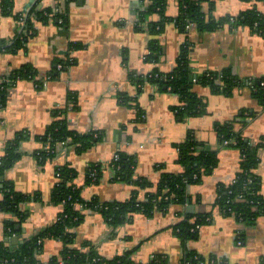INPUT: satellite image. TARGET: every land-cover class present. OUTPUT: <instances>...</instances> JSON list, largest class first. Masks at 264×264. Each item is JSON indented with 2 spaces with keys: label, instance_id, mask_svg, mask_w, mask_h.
Wrapping results in <instances>:
<instances>
[{
  "label": "crops",
  "instance_id": "crops-1",
  "mask_svg": "<svg viewBox=\"0 0 264 264\" xmlns=\"http://www.w3.org/2000/svg\"><path fill=\"white\" fill-rule=\"evenodd\" d=\"M151 5L150 0H13L5 10L0 0V86H8L6 105L0 108V159L6 155L7 145L23 135L20 159L0 177V203L5 181L16 192L32 196L21 206L27 215L23 223L0 208V242L17 246L56 223L64 210L62 204L53 202L59 167L69 166L77 172L74 183L84 200L126 202L137 188L114 180L109 166L113 158L118 153L135 158L136 177L157 183L163 174L184 172L177 145L192 133L198 143L218 152L219 162L201 183L186 189L184 202L172 203L151 216L134 213L117 229L101 213L89 211L74 230V247L86 251L93 245L107 260L132 252L136 264H180L191 253L207 264H264V216L244 223L222 215L215 206L219 186L234 182L241 170L240 150L220 142L218 126L236 122L235 129L252 145L264 141V105L255 95L257 84L264 80V31L259 34L240 19L250 10L264 17V0L204 1L202 11L207 23L214 25L212 29L183 28L169 22L159 36L151 26L161 18L155 11L149 12ZM49 10L50 18L36 17ZM56 10L61 20L55 18ZM166 14L179 15L176 0L169 1ZM29 18L33 29L25 47L7 51L27 34ZM73 44L83 48L72 50ZM155 44V61H149ZM184 46L189 48L190 66L196 75L228 71L242 84L228 95L194 84L192 90L205 110L182 118L175 112L182 106L178 94L161 92L152 83L140 88L130 75L172 72ZM70 58L74 62L59 71L60 62ZM25 67L31 68L34 77L20 76ZM69 93L74 94L75 105ZM120 94L136 98L139 108L135 103L122 104ZM60 111H65L71 131L80 135L94 132L98 139L84 151L58 145L57 156L40 164L35 156L45 148L40 138L61 118ZM259 157L256 172L264 196V148ZM94 164L106 169L98 184L86 185L87 169ZM149 190L156 192L154 187ZM146 194L147 190L140 191L139 199L144 200ZM201 215H210L211 220L201 226L197 239L184 244L173 227L189 216ZM11 221L16 222L15 230L8 236ZM63 249L62 241L48 239L38 258L46 264Z\"/></svg>",
  "mask_w": 264,
  "mask_h": 264
},
{
  "label": "trees",
  "instance_id": "trees-1",
  "mask_svg": "<svg viewBox=\"0 0 264 264\" xmlns=\"http://www.w3.org/2000/svg\"><path fill=\"white\" fill-rule=\"evenodd\" d=\"M170 0H150L152 4L149 12L155 11L161 18L160 22L153 24L152 30L156 35L164 32L165 24L175 22L183 28L196 26L200 30H209L214 27L207 23L205 13L201 4L209 0H176L179 3V15L175 18L166 14V9ZM13 0H3V7L9 10ZM38 14V15H37ZM36 17L41 19L50 18L52 11L37 13ZM57 20L62 16L58 13ZM64 18V17H63ZM243 24L250 26L257 33L264 31V17L250 10L240 17ZM141 23H144V14L141 16ZM65 26V22L62 23ZM27 34L21 35L7 51H18L25 47L27 38L31 36L32 22L27 20ZM29 36V37H28ZM24 46V47H23ZM158 45L151 46V54L147 57L149 61H155V50ZM72 50L83 48L80 44H73ZM72 62H60L64 68L69 67ZM20 76L22 78L34 77L25 67ZM31 69V68H30ZM60 71V70H59ZM130 80L137 83L142 88L145 83H152L161 92H174L180 96L182 106L175 109L180 117L194 116L202 114L204 104L202 99L193 92L194 84H202L211 88L214 93L231 94L234 88L240 86L241 81L232 76L228 71L206 72L196 75L190 66L189 48L184 46L177 59L176 67L172 72L162 73L154 70L152 73L139 76L130 75ZM6 83V82H5ZM262 82L257 84L256 97L264 105V87ZM7 84L0 86V108L6 105ZM119 99L122 104L130 105L137 102L136 98L128 97L127 94H120ZM72 104H76L74 94L69 93ZM135 107L139 106L135 103ZM60 119L55 121L46 134L40 138L45 148L38 151L35 156L40 164H46L49 160L57 156V146L67 144L76 146L78 150H88L97 141L96 133L80 135L71 131L64 118L65 111H60ZM235 123H226L218 126L220 142L226 146L235 147L241 153V170L234 182L229 185L219 186L215 206L218 211L225 216H233L244 223H252L257 218L264 216V196L261 193V178L256 172L260 162L259 151L264 148V141L258 145H252L244 135L235 129ZM23 135L17 137L7 145L6 155L0 159V177H2L20 159L19 145ZM179 153L178 162L184 168V172L178 175L163 174L157 183H153L147 178H137V161L124 153H118L110 163V169L114 172V180L133 183L137 188L132 198L126 202H101L98 199L86 201L82 198L81 188L74 183L77 172L69 166L57 169L58 183L53 191V202L62 204L64 210L54 225L40 231L25 243L11 247L7 243L0 242V264H45L39 260V255L43 252L44 243L48 239H57L64 243L61 254L54 257L46 264H136L131 258L132 252L119 255L111 260L103 258L93 245H87L88 249H77L74 247L75 231L84 221L86 212L89 210L101 213L108 224L117 229L130 220L134 213L143 212L151 216L156 211H165L172 203L185 201V191L191 185L202 182L218 166V152L205 148L198 143L192 133H189L185 143L177 145ZM106 166L102 164L91 165L86 172V185L98 184ZM155 188L156 192L149 189ZM4 200L0 203V208L6 213L17 216L19 224L26 220V216L21 210V206L32 200V196L21 194L15 191L10 182L5 181L2 185ZM147 190L144 200L139 199L140 191ZM33 200H37L36 197ZM79 206V208L77 207ZM195 218L194 222L191 220ZM211 220L210 215L189 216L185 221L173 227L175 234L184 244L197 239L201 226ZM14 221L9 222L8 236H12L15 230ZM211 263V262H208ZM180 264H207L204 258L198 257L196 253L187 254Z\"/></svg>",
  "mask_w": 264,
  "mask_h": 264
},
{
  "label": "built area",
  "instance_id": "built-area-1",
  "mask_svg": "<svg viewBox=\"0 0 264 264\" xmlns=\"http://www.w3.org/2000/svg\"><path fill=\"white\" fill-rule=\"evenodd\" d=\"M56 11H57V10H56ZM57 13H60L59 10L57 11ZM69 62H72V59H71V58L69 59ZM64 67H65V66H64V64H62V63L58 65V69H59V70H63ZM262 87H264V83H262ZM77 207L79 208V206H77ZM84 211H85L86 213L89 212V210H84ZM263 262H264V260H263Z\"/></svg>",
  "mask_w": 264,
  "mask_h": 264
}]
</instances>
